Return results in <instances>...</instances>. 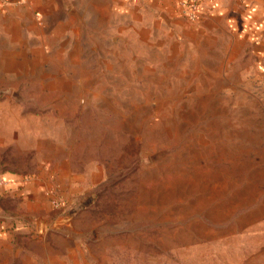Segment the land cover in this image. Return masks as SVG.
<instances>
[{"label":"rangeland","instance_id":"374dc122","mask_svg":"<svg viewBox=\"0 0 264 264\" xmlns=\"http://www.w3.org/2000/svg\"><path fill=\"white\" fill-rule=\"evenodd\" d=\"M62 3L78 10L0 87L14 121L0 174L50 186L8 263L264 264V74L248 43L222 20L197 28L183 0Z\"/></svg>","mask_w":264,"mask_h":264},{"label":"crops","instance_id":"0c3cea01","mask_svg":"<svg viewBox=\"0 0 264 264\" xmlns=\"http://www.w3.org/2000/svg\"><path fill=\"white\" fill-rule=\"evenodd\" d=\"M62 1L0 0V87H17L18 75L27 68L30 74L34 47L47 50L54 34L50 27L55 30L61 24L56 19L64 10H78ZM183 1L197 28L211 29L217 20L224 21L239 42L248 43L255 59V75L264 74V0ZM9 104L14 106L18 101ZM17 113L18 119L25 115L21 110ZM6 122L14 124L12 117L7 121L0 116V123ZM49 189L41 174L26 176L11 170L0 174V264H10V259L25 250L19 241L35 232L37 221L48 211Z\"/></svg>","mask_w":264,"mask_h":264},{"label":"water","instance_id":"95a60500","mask_svg":"<svg viewBox=\"0 0 264 264\" xmlns=\"http://www.w3.org/2000/svg\"><path fill=\"white\" fill-rule=\"evenodd\" d=\"M57 203H58L57 206H58V207H61V208H62V206L65 204V203H64V199H60V198L57 199ZM74 209H75V207H72V208L70 209V212H73Z\"/></svg>","mask_w":264,"mask_h":264},{"label":"built area","instance_id":"2783aa9c","mask_svg":"<svg viewBox=\"0 0 264 264\" xmlns=\"http://www.w3.org/2000/svg\"><path fill=\"white\" fill-rule=\"evenodd\" d=\"M58 203H57V201H55V205H57Z\"/></svg>","mask_w":264,"mask_h":264}]
</instances>
